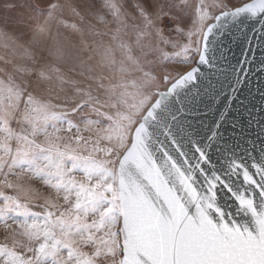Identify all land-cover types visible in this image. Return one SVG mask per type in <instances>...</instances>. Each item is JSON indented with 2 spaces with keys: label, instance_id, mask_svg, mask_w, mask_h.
<instances>
[{
  "label": "snow or ice",
  "instance_id": "snow-or-ice-1",
  "mask_svg": "<svg viewBox=\"0 0 264 264\" xmlns=\"http://www.w3.org/2000/svg\"><path fill=\"white\" fill-rule=\"evenodd\" d=\"M147 2L142 0L137 5L141 16ZM225 5L191 6L198 18L196 31L205 42L213 30V24L205 25V20L264 12V0L233 5L234 12L226 10ZM64 7L46 0L42 9L48 13L46 23ZM81 7L87 16L92 6L83 0ZM168 7L174 5L162 6L161 13ZM205 8L218 9L220 14L212 11L210 15ZM175 24V20H169L165 28L174 29ZM45 30L40 28V34ZM157 35L161 43L168 42L163 29H157ZM0 36L11 40L7 34ZM12 47L22 53V60L13 68L8 84L0 82V173L5 175L7 187L18 188L25 195L33 190L13 184L7 176L33 178L46 186V191L54 190L67 207L61 210L59 204L44 197V211L35 212L18 198L0 194V223L10 230L15 224L19 230L11 231V247L0 244V264H264V183L237 166L245 182L258 186L262 199L257 202L247 191L234 192L219 176L209 179L203 165H180L167 152L163 160L154 159L147 146V124L159 107L154 96L146 95L136 105L138 117H118L114 124L102 128L100 120L81 114L91 108L112 121L113 117L99 112L96 106L115 105L108 99L101 102L91 91H82L80 82L68 74L74 68L63 72L53 68L52 61L31 45L13 41ZM48 55L57 64L67 62L62 47L49 49ZM102 59L109 66L116 63L110 49H105ZM199 59L204 61V55ZM78 66L81 76L93 71L83 58H78ZM196 71L195 67L185 70L171 90L191 81ZM16 78L20 83H15ZM115 94L114 88L106 90L109 98ZM13 122L18 130L12 128ZM93 126L95 140L82 135L93 131ZM73 130L77 147L65 144L62 149L56 143L58 134ZM41 136L44 140L38 142ZM102 140L110 147H101ZM95 152L115 159L97 160L92 155ZM76 173L81 175L80 180ZM260 175L264 179V171ZM221 184L248 222L242 224L216 206V190Z\"/></svg>",
  "mask_w": 264,
  "mask_h": 264
},
{
  "label": "rangeland",
  "instance_id": "rangeland-1",
  "mask_svg": "<svg viewBox=\"0 0 264 264\" xmlns=\"http://www.w3.org/2000/svg\"><path fill=\"white\" fill-rule=\"evenodd\" d=\"M247 1L249 0H228V3L227 0H148L143 4L145 14L141 16L137 5L142 3V0H88L92 7L85 16L81 7L83 0H52V3L62 4L65 7L46 23L48 13L42 11L46 0H0V34H7V37L11 38L6 41L0 36V82L7 85L13 68L22 60V53L12 47V42L31 45L33 49L42 51L48 60L52 61L53 68L59 67L62 72L74 68L68 74L80 82L82 91H91L93 96L101 99V102L108 99L110 104L115 105L96 106L99 112L113 117L112 121L97 115V112L92 111L91 108L81 114V117L87 116L90 120H100V127L108 128L118 117L122 118L129 114L138 117L136 105L144 96L156 97L159 90L165 89L196 60L200 34L196 31L198 18L193 14L191 7L193 4L197 8L202 3H216L220 7L226 4L225 7L229 9L233 5H241ZM6 5H14V7H6ZM164 5H174V7L164 8L161 13V7ZM212 11H215V14L219 12L218 9L205 8V12H209L210 15ZM149 20L152 21L151 24L148 23ZM169 20L176 21L174 29L165 28ZM209 21L205 20L204 24ZM40 28L46 29L43 34H40ZM157 29H163V37L168 41L167 43L160 42ZM57 46L65 51L66 63L57 64L54 58L48 55L49 49ZM105 49L111 50L115 64L109 66L104 63L102 54ZM129 56L133 59H128ZM78 58L85 59L93 71L81 76ZM5 67L8 69L7 72ZM15 83H20V79L16 78ZM27 83L28 81L25 80L24 84ZM101 84L104 87H100ZM109 88L115 89L116 94L112 98L106 95V90ZM51 102L57 103L55 99ZM81 117H77V120ZM81 127L83 128V125ZM12 128L18 130V125L13 122ZM74 134L75 130L72 133L61 132L58 134L60 139L56 143L62 149L65 144L76 148ZM82 135L95 140L96 126H93V131L82 132ZM113 136L115 139V133ZM2 139L3 135H0V140ZM43 140L42 136L38 138V142ZM100 146L110 147V144L102 140ZM91 147L90 144L89 150ZM78 151L82 155H88V152L82 149ZM92 155L97 160L115 159L114 156H106L103 152H95ZM75 176L77 180L82 178L79 173ZM7 180L25 189L33 190L32 193L25 195L18 188L7 187L5 175L0 173V194L18 198L21 203L27 204L31 211H44L46 207L44 197L59 204L61 210L67 207L62 198L56 197L54 190L46 191V186L34 182L33 178L27 175L19 177L9 175ZM9 223L11 224V221ZM12 230L19 231L15 224H12ZM12 230L0 223V244H8L11 247Z\"/></svg>",
  "mask_w": 264,
  "mask_h": 264
},
{
  "label": "water",
  "instance_id": "water-1",
  "mask_svg": "<svg viewBox=\"0 0 264 264\" xmlns=\"http://www.w3.org/2000/svg\"><path fill=\"white\" fill-rule=\"evenodd\" d=\"M212 24L187 69H197L194 78L171 90L183 72L157 92L147 146L154 159L167 152L180 165H203L209 179L219 176L234 192L247 191L259 202L258 186L245 182L237 166L264 183V12L223 15ZM216 206L248 222L224 184L216 190Z\"/></svg>",
  "mask_w": 264,
  "mask_h": 264
},
{
  "label": "bare ground",
  "instance_id": "bare-ground-1",
  "mask_svg": "<svg viewBox=\"0 0 264 264\" xmlns=\"http://www.w3.org/2000/svg\"><path fill=\"white\" fill-rule=\"evenodd\" d=\"M238 6V5H237ZM231 8H233V7H231ZM212 21V20H211ZM210 22V21H209ZM208 22V23H209ZM207 23V24H208ZM207 24H205V25H207ZM201 40H202V36L200 35V39H199V50H200V45H201ZM198 53H199V51H198ZM197 58V57H196ZM195 63V61L193 62V64ZM193 64H191L189 67H188V69L193 65Z\"/></svg>",
  "mask_w": 264,
  "mask_h": 264
}]
</instances>
